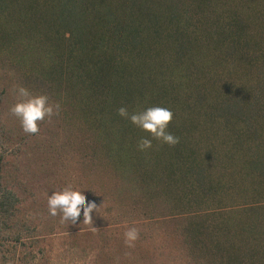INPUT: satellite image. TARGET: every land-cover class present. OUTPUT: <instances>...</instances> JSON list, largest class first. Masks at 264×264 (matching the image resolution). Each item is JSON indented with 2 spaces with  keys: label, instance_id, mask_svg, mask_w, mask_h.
Masks as SVG:
<instances>
[{
  "label": "trees",
  "instance_id": "obj_1",
  "mask_svg": "<svg viewBox=\"0 0 264 264\" xmlns=\"http://www.w3.org/2000/svg\"><path fill=\"white\" fill-rule=\"evenodd\" d=\"M17 87L53 105L36 133ZM66 186L90 222L49 213ZM58 234L89 264H264V0H0V264H53Z\"/></svg>",
  "mask_w": 264,
  "mask_h": 264
},
{
  "label": "clouds",
  "instance_id": "obj_2",
  "mask_svg": "<svg viewBox=\"0 0 264 264\" xmlns=\"http://www.w3.org/2000/svg\"><path fill=\"white\" fill-rule=\"evenodd\" d=\"M14 91L19 99L10 107L9 111L19 119L25 132L36 133L38 131L37 122L43 120L45 116L52 115L53 105L48 103L47 96L31 95L24 87H17ZM56 107L59 108V105ZM118 114L121 117H126L133 125L146 131L162 143L174 145L178 142L176 137L165 131L172 118V112L166 108L149 107L142 112L129 114L125 108L121 107L118 109ZM150 146L151 140L146 138H142L138 144L141 150ZM47 204L51 215H56L59 211L64 220L72 223L78 222L81 216L85 223L90 222V213L96 207L94 203L86 200V197L82 195V190L71 186L52 192L48 197ZM124 238L126 244L131 247L138 239L137 229L135 227L129 228L124 233Z\"/></svg>",
  "mask_w": 264,
  "mask_h": 264
},
{
  "label": "rangeland",
  "instance_id": "obj_3",
  "mask_svg": "<svg viewBox=\"0 0 264 264\" xmlns=\"http://www.w3.org/2000/svg\"><path fill=\"white\" fill-rule=\"evenodd\" d=\"M47 130V129H44ZM45 135L47 134L46 131ZM45 135L41 136L44 137ZM31 187H35V184H31ZM59 232V230H58ZM62 239L60 234L54 236L52 238V247H53V264H89L88 259H77L72 257L70 254H67L66 251H64L61 248ZM52 255V254H51Z\"/></svg>",
  "mask_w": 264,
  "mask_h": 264
}]
</instances>
